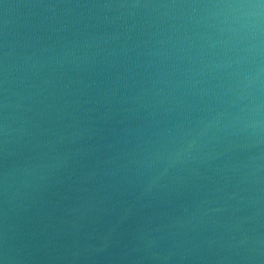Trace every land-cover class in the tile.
Listing matches in <instances>:
<instances>
[{"label": "water", "instance_id": "obj_1", "mask_svg": "<svg viewBox=\"0 0 264 264\" xmlns=\"http://www.w3.org/2000/svg\"><path fill=\"white\" fill-rule=\"evenodd\" d=\"M190 2L0 0V264H264L252 129L158 160L217 111Z\"/></svg>", "mask_w": 264, "mask_h": 264}, {"label": "clouds", "instance_id": "obj_2", "mask_svg": "<svg viewBox=\"0 0 264 264\" xmlns=\"http://www.w3.org/2000/svg\"><path fill=\"white\" fill-rule=\"evenodd\" d=\"M156 7L174 10L182 41L199 49L201 71L214 74L216 83L202 89L201 98L217 109L200 132L175 151L160 154L159 162L192 157L219 130L252 129L250 135L264 141V0H197Z\"/></svg>", "mask_w": 264, "mask_h": 264}]
</instances>
